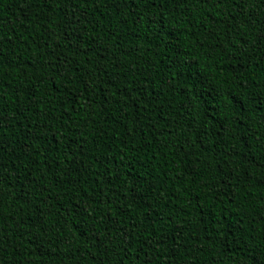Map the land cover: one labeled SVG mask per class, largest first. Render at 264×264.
<instances>
[{
	"label": "trees",
	"instance_id": "1",
	"mask_svg": "<svg viewBox=\"0 0 264 264\" xmlns=\"http://www.w3.org/2000/svg\"><path fill=\"white\" fill-rule=\"evenodd\" d=\"M240 11L0 0V264H117L106 218L153 241L135 264H264V0Z\"/></svg>",
	"mask_w": 264,
	"mask_h": 264
},
{
	"label": "snow or ice",
	"instance_id": "2",
	"mask_svg": "<svg viewBox=\"0 0 264 264\" xmlns=\"http://www.w3.org/2000/svg\"><path fill=\"white\" fill-rule=\"evenodd\" d=\"M137 0H131V4L135 5ZM141 3L144 2V0H140ZM204 2H208V0H204ZM232 3L236 6V8H240L241 11L236 13V16L238 17H244V19H248V17L245 16L243 12V8L247 5L248 0H232ZM261 39L264 40V33L261 34ZM2 63V62H0ZM67 63V62H65ZM213 63H216L215 61ZM53 73L55 76H61L63 75V72L66 71L63 65H57L54 69H52ZM69 80V83L71 82V78H67ZM53 84H55V80L52 81ZM68 85L63 86V90L65 91V98L67 99L72 95L70 91L67 90ZM57 91H60L61 88L57 87ZM84 91H87V88L84 89ZM135 91V89H133ZM212 92L214 93L212 100L215 104V108L219 109L220 111H225V116L226 120L232 119V116L229 115L230 112H235V107L236 105H240L243 107V101L238 99L236 96L231 95L230 91L227 88H222V89H213ZM139 95V93H137ZM77 104L79 103V100L75 101ZM48 103H51V100H48ZM207 111V110H206ZM261 111H264V109H261ZM219 114V112H217ZM51 117H49L50 119ZM212 115L209 114V119H212ZM237 120H240V115L237 114L235 117ZM2 119V118H0ZM63 127V125H61ZM223 127V125H221ZM228 131L229 129H225ZM35 135V133H33ZM51 135H55V132H51ZM119 221H116V226L113 224L109 223L108 219L106 218L104 221V227L107 235L109 237H113V234L115 233L120 237L121 241V250L123 251V255H120L119 252H117V255L120 256L119 260L117 261V264H125V261H128V264H135L137 260H139V252H142L144 250L145 246H148L149 248L152 247L153 241H148L147 239L145 240V243L140 246V248L137 251H132L129 249V243L130 240L132 242H135V237H134V230L132 228H125L121 229L119 227ZM110 242V241H109ZM156 243H159V241H156ZM131 257V259H129ZM141 264H152L151 260L147 261H142Z\"/></svg>",
	"mask_w": 264,
	"mask_h": 264
}]
</instances>
